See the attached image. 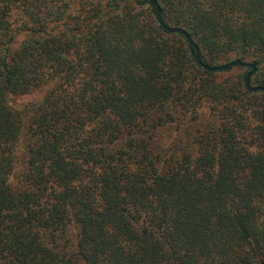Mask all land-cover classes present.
Wrapping results in <instances>:
<instances>
[{
  "label": "trees",
  "instance_id": "obj_1",
  "mask_svg": "<svg viewBox=\"0 0 264 264\" xmlns=\"http://www.w3.org/2000/svg\"><path fill=\"white\" fill-rule=\"evenodd\" d=\"M0 0V264H264V0Z\"/></svg>",
  "mask_w": 264,
  "mask_h": 264
},
{
  "label": "water",
  "instance_id": "obj_2",
  "mask_svg": "<svg viewBox=\"0 0 264 264\" xmlns=\"http://www.w3.org/2000/svg\"><path fill=\"white\" fill-rule=\"evenodd\" d=\"M152 1V6L156 12L157 15V19L159 21V23L165 28V30L169 33H174V34H181L183 36H185L190 44L191 48L195 49V59L197 61L198 64H202V60H201V52L199 47L197 46V44L192 40L191 36L188 34V32L185 29H181V28H172V27H168L167 25H165V23L163 22L162 19V10L158 4V0H151ZM204 68L210 72H227L232 70L233 68L236 67H249L252 68V72H250L245 80V83L249 89V91L251 92H264V87L263 86H256L253 87L251 85V80L252 77L254 75V73L256 72V67L253 64H249L246 62H243L242 60H236L232 63L229 64H224V65H220V66H208V65H203Z\"/></svg>",
  "mask_w": 264,
  "mask_h": 264
}]
</instances>
